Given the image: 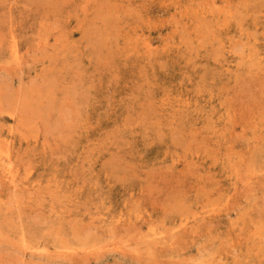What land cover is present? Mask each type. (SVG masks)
<instances>
[{
  "label": "rangeland",
  "instance_id": "obj_1",
  "mask_svg": "<svg viewBox=\"0 0 264 264\" xmlns=\"http://www.w3.org/2000/svg\"><path fill=\"white\" fill-rule=\"evenodd\" d=\"M0 93V264H264V0H0Z\"/></svg>",
  "mask_w": 264,
  "mask_h": 264
},
{
  "label": "bare ground",
  "instance_id": "obj_2",
  "mask_svg": "<svg viewBox=\"0 0 264 264\" xmlns=\"http://www.w3.org/2000/svg\"><path fill=\"white\" fill-rule=\"evenodd\" d=\"M71 31H72V30H71ZM71 31H70V32H71ZM66 32H67V31H66ZM10 35H11V34H10ZM70 35H71V34H70ZM71 37H72V36H71ZM71 37H70V38H71ZM14 38H16V37H14ZM26 41H27V40H26ZM56 41H57V40H56ZM13 42H14V41H13ZM12 44H13V43H12ZM47 44H48V43H47ZM14 47H15V46H14ZM15 55H16V54H15ZM18 59H19V58H18ZM3 93H4V92H3ZM0 94H1V93H0ZM3 96H5V95H3ZM5 120H6V119H5ZM5 120H4V121H5ZM16 120H17V119H16ZM83 120H84V119H83ZM14 124H15V123H14ZM18 125H19V124H17V126H18ZM12 126H14V125H12ZM8 127H9V126H8ZM14 127H15V126H14ZM0 129H1V126H0ZM4 129H5V128H4ZM9 130H10V129H9ZM15 131H16V129H15ZM17 131H18V130H17ZM2 133H3V132H2ZM5 133H6V131H5ZM5 133H4V134H5ZM7 133H8V132H7ZM15 133H16V132H15ZM15 135H16V134H15ZM18 135H19V134H18ZM4 137H5V136H4ZM20 137H21V136H20ZM12 138H13V137H12ZM8 139H9V138H8ZM10 139H11V138H10ZM1 140H3V139H1ZM13 141H14V140H13ZM0 142H2V141H0ZM4 142H5V140H4ZM6 142H7V141H6ZM1 144H2V143H1ZM7 144H8V143H7ZM21 147H22V146H21ZM2 148H3V147H2ZM10 148H11V146H10ZM4 149H5V150H4ZM18 149H19V148H18ZM2 150L6 151V147L3 148ZM11 150H12V149H11ZM11 150H10V151H11ZM0 151H1V150H0ZM17 151H18V150H17ZM15 152H16V151H15ZM18 152H19V151H18ZM21 152H22V151H21ZM5 153H6V152H5ZM16 153H17V152H16ZM3 154H4V153H3ZM7 154H8V152H7ZM15 155H16V154H15ZM5 156H6V155H5ZM4 159H6V158H4ZM0 162H1V161H0ZM6 162L10 165V163L8 162V159H7ZM1 163H2V162H1ZM3 164H4V163H3ZM0 165H1V167H2V164H0ZM9 165H8V166H9ZM1 167H0V168H1ZM3 167H4V166H3ZM9 167H10V166H9ZM6 169H7V168H6ZM8 169H9V168H8ZM6 171H7V170H6ZM6 171H5V172H6ZM8 172H9V170H8ZM11 174H12V173H11ZM9 175H10V174H9ZM6 176H7V175H6ZM7 177H8V176H7ZM7 177H6V178H7ZM9 179H11V178L9 177ZM13 179H14V177H13ZM6 181H7V180H6ZM7 183H8V182H7ZM14 183H15V181H14ZM14 183H13V184H14ZM8 184H9V183H8ZM14 186H15V184H14ZM26 188H27V186H26ZM30 189H31V188H30ZM28 193H29V192H28ZM29 194H30V193H29ZM25 195H26V194H25ZM28 197H29V196H28ZM24 198H25V196H24ZM26 198H27V196H26ZM27 199H28V198H27ZM29 199H30V198H29ZM22 200H23V198H22ZM118 218H119V217H118ZM105 219H106V218H105ZM110 221H111V220H110ZM105 222H108V221H105ZM99 224H100V223H99ZM134 227H135V226H134ZM135 232H136V231H135ZM111 236H112V235H111ZM137 248H138V247H137ZM155 251H156V250H155ZM144 252H145V251H144ZM150 255H151V254H150ZM151 256H152V255H151Z\"/></svg>",
  "mask_w": 264,
  "mask_h": 264
}]
</instances>
